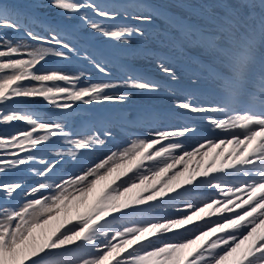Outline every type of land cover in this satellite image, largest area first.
<instances>
[{
    "label": "snow or ice",
    "instance_id": "6c2138e0",
    "mask_svg": "<svg viewBox=\"0 0 264 264\" xmlns=\"http://www.w3.org/2000/svg\"><path fill=\"white\" fill-rule=\"evenodd\" d=\"M180 6L187 17L143 0H0V127L14 128L0 132V173L23 167L38 178L28 187L0 182V264H264V80L259 111L234 107L251 39L241 33L247 42L229 58L232 76L214 74L219 100L194 102L202 70H211L202 56L226 55L222 42L235 43L241 28L264 40V0ZM154 17L164 30L143 27ZM49 57L85 67L45 68ZM141 63L154 64L168 82L148 77ZM178 63L195 66L187 69V85ZM93 72L103 79L94 82ZM161 89L178 114L198 116L226 135L188 150L183 139L196 131L194 123L155 126L160 113L151 105L88 117L83 135L68 117L45 120L21 107L39 98L66 113L77 103L122 105ZM120 131L129 137L123 147L70 175L56 174ZM228 145L232 150L217 151L203 170L188 169L185 161L194 155ZM205 185L216 190L207 200H187L173 215L145 218Z\"/></svg>",
    "mask_w": 264,
    "mask_h": 264
},
{
    "label": "rangeland",
    "instance_id": "374dc122",
    "mask_svg": "<svg viewBox=\"0 0 264 264\" xmlns=\"http://www.w3.org/2000/svg\"><path fill=\"white\" fill-rule=\"evenodd\" d=\"M2 32L5 33V34H8L10 36H14V37L20 35V33H13L9 29H3ZM50 67L51 66L49 65L48 68H50ZM84 67L85 66H82L81 69L84 68ZM64 69L65 70H72V66L70 64L66 63L64 65ZM114 73H115V70H114ZM91 79L95 82V81L103 79V77H101L100 74L93 72L92 76H91ZM141 100H146V98L143 97ZM79 105H81V104L79 103ZM94 112H95V109L86 108L85 105H84L83 108L80 109V113H78L77 117L81 118V121H82V125H81V129H82L81 133H82V135L83 134H87L89 132L90 125L86 121H87L88 117L97 116ZM174 117H177L178 119H176ZM162 119L166 120V122L168 123L167 124L168 127H170L169 124L171 122L172 123H176L177 125H180V124H184L185 121L189 122L192 119H198L199 121H201L200 123L194 124V126L196 128V131L192 135L191 138L187 137L185 140H183L184 144L185 143H190L194 138H197V136L199 134H202V133H204L207 130H212L211 126L208 125L206 121L201 120L198 116H192L191 118H188L186 116H183V115H180V114H176L175 116L174 115H166ZM157 121L162 123V124H164V122H165V121L164 122L161 121L160 118ZM155 126H159V124L155 123ZM216 131H220V130H216ZM218 136H219V134L217 133L215 136H210V135L204 134L201 137L216 138ZM124 139L127 140V139H129V137L127 136L126 133H124L123 131H120V133L118 135H114L113 138L109 139L104 146L97 147L94 151H84V154L80 157V163L82 164L81 166L86 165V164H90L93 161L98 162L99 159L104 158L106 155L110 154L112 151H116L118 148H120L121 144L124 146L125 145V141L122 142V140H124ZM52 155H53V153L51 154L50 158L52 157ZM70 162L71 161H67V162L61 164V166L59 168H57L56 174L57 175H70L71 173L76 172L73 169V166L69 165ZM80 167H79V169H80ZM3 174H5V173H3ZM20 174H21L20 175V179L19 178H7L5 176H2V177H0V182H13V181H16V180H20L23 183L24 180H25V177L23 175V172L20 171ZM36 179H38V178H33V185H34ZM212 189H214V188H212ZM210 196L211 195L207 196V199ZM183 205H184V203L173 205L171 208H168V210L163 215L161 214V211L159 209H153L152 213L160 212V214L158 216H155V217H160V216H164V215H173L175 213V211H176V208L177 207L183 208Z\"/></svg>",
    "mask_w": 264,
    "mask_h": 264
},
{
    "label": "bare ground",
    "instance_id": "6f19581e",
    "mask_svg": "<svg viewBox=\"0 0 264 264\" xmlns=\"http://www.w3.org/2000/svg\"><path fill=\"white\" fill-rule=\"evenodd\" d=\"M15 2H18L19 0H14ZM230 2L232 3H235L236 0H230ZM248 9H244V13L247 14L248 13ZM254 11H257V9H255ZM250 23L254 26L255 25V20L253 21H250ZM243 30V35L244 36H253L255 38V40H258V37H259V33L258 32H255V33H248L246 29L244 28H241ZM137 40V38H133V42H135ZM236 41L239 42V43H242V39H241V36H239L238 34H236ZM263 45H264V41H260L259 40V44H258V48L259 49H262L263 48ZM152 46L155 47V42H152ZM197 52L199 50H196ZM207 57V56H206ZM221 56H218L215 61L218 62L219 64H222V65H226L227 63L225 62V60L223 58H220ZM143 65H147L149 66L150 64H146V63H142ZM180 71H179V74H180V77H181V84L182 85H187L188 84V67H195V66H188V65H185L184 67H181L180 63H178L176 65ZM161 73V72H160ZM163 75V73H161ZM202 75H203V79L201 80V85L204 86V85H208L210 84L209 83V80H212V77L210 76V74L205 71L204 69L202 70ZM264 80V77L262 78ZM196 96V95H195ZM203 100V101H201ZM195 99L194 98V102L196 103H205V104H209V103H215L217 100L219 99H208L207 97L203 98V99ZM160 104L161 105H164V104H167L166 100L165 99H161L160 101ZM237 110H240L239 108L235 107ZM210 115H216L215 113H211ZM163 117H160V120L161 121H165L164 124L156 121L155 123L156 124H159V127H168V123L166 122V120L162 119ZM201 121H199L198 119H192L190 120L189 122L185 121L184 124H180V125H177L176 123H170V127L168 128H172V127H177V126H182V125H185V124H188V125H193L196 124V123H200ZM208 132H214L216 130H207ZM219 136L216 137V138H211V137H207L208 139H217V138H221L223 136H225L226 134L224 132L220 133V131H216ZM195 133V132H194ZM193 133V134H194ZM193 134H190L188 135L187 137H192ZM210 136H213V135H210ZM186 138H184L183 140H185ZM205 137H200V136H197V138H194L190 143H185L184 146L185 148H187L188 150H191L192 147L196 146L198 143H203L205 141ZM126 141V139L122 140V142ZM120 147H123V145L121 144ZM233 148V146L231 145H228V146H224L222 149H212L209 154L207 156H204L203 153H198L196 155H194L190 160H186L185 163L188 165V169L191 171V170H203V168L205 167V165H207L209 163V161L211 160V158L215 155V153L217 151H220L223 154H227L229 151H231ZM219 163H220V158L217 157V161H216V166H219ZM181 166L180 165H177V168H180ZM175 171V170H173ZM185 175H187V173H185ZM163 177H160L158 179H162ZM183 179V177L181 178ZM215 189H212V188H208L206 185L205 186H201L195 190L192 191L191 195L189 196H186L184 197L183 199L181 200H177L175 205L176 204H182L184 203V201H187V200H191L193 202H198V201H202V200H206L207 199V196L209 195H213L215 194ZM146 209H147V205L144 206ZM161 211V214H165V212L168 210V208H163V209H159ZM160 214V212H156V213H152L151 216H147L145 218L147 219H150L152 216H158Z\"/></svg>",
    "mask_w": 264,
    "mask_h": 264
}]
</instances>
